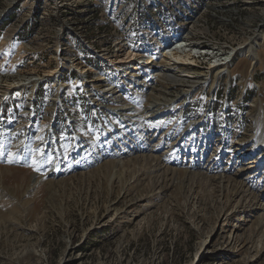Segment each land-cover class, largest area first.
<instances>
[{
	"label": "rangeland",
	"instance_id": "obj_1",
	"mask_svg": "<svg viewBox=\"0 0 264 264\" xmlns=\"http://www.w3.org/2000/svg\"><path fill=\"white\" fill-rule=\"evenodd\" d=\"M30 2L0 0V95L31 78L37 80L38 75L52 76L58 66L52 60L55 36L59 27H67V21L81 28L86 40L109 53L112 61L137 57L142 62L156 54L160 62L168 51L164 47L178 35L192 40L190 49L198 56L193 61L195 70L187 71L189 65L181 64L183 68L175 65L176 71L203 72L200 78H214L218 70L211 74V65L233 56L228 66L220 68H226L220 86L232 75L233 92L227 113L221 92L212 103L213 89L201 86L184 114L181 110L166 125L164 120H148L142 125V135L122 128L119 107L134 103L121 104L114 95L109 102L96 97L90 108L87 102L76 105L77 110L82 108L76 127L71 116L60 113L56 131L63 141L64 155L59 161L66 167L61 166L62 172L49 173L57 167L58 159L51 155L56 142L49 162H42L49 156L40 160L42 169L37 170L38 161L23 166L13 163L16 151L0 161V264H264V219L250 216L238 222L242 210L234 211L236 201L228 202L235 184L221 183L215 177L219 166L228 167L235 156L253 149L255 143L247 141L255 131V116L264 119V0H44L37 6ZM252 44L253 55L247 51ZM183 45L181 51L188 54ZM79 48L87 53L84 44ZM191 53L190 58L194 57ZM87 62L99 67L94 57ZM35 82L13 91L7 116L0 120V143L19 142L34 125L47 132L30 139L39 140L37 145L43 143L40 156L49 133L51 137L54 132L49 131V124L54 123L53 99L59 86L50 92L40 88L39 99L31 105ZM69 82L66 78L65 84ZM162 88L160 80L153 81L151 90L143 93L145 108L162 97L158 91ZM183 88L178 85L169 90L175 96L189 91ZM130 92L125 93L126 101ZM63 106H57V112H64ZM205 115L211 120L205 119L188 142L179 144V149L172 146L192 120L200 121ZM113 123L119 130L109 127ZM103 126L110 134L100 133ZM77 134L83 136L84 149L74 158L69 152ZM189 151H194L197 160L203 159L209 173L201 171L202 176L195 168L185 172L193 161ZM218 152L224 153L220 161ZM259 152L245 156L244 162ZM153 155L164 159L169 169H143L151 165ZM146 157L148 164L143 161ZM119 160L125 161L123 167L116 165ZM116 166L122 173L112 180ZM161 186L164 189L159 190ZM236 223L242 225L238 229L243 238L229 246Z\"/></svg>",
	"mask_w": 264,
	"mask_h": 264
},
{
	"label": "bare ground",
	"instance_id": "obj_2",
	"mask_svg": "<svg viewBox=\"0 0 264 264\" xmlns=\"http://www.w3.org/2000/svg\"><path fill=\"white\" fill-rule=\"evenodd\" d=\"M35 1L36 0H31L30 3L32 4ZM62 28H64V27H62ZM180 43H182V44H180ZM180 43L178 44L180 46L179 48H175V49L174 48L173 49L170 48V49H167L168 51L166 53H164V56L162 57L163 58L162 60H164L165 63H167V64H164V65L161 64V63L159 64L158 56H156V54H152V55L146 57L145 60L140 62L138 65L136 64V65H134L132 67H129V69L126 70V74L134 72L133 76L135 78H140V81L145 83V84H146V81L148 79L151 80L152 78H158L162 82V84L164 85V88L158 89V91H160V94H162V97L159 98L161 100H159V99H157L156 101L154 100L153 104H152L153 107L159 106L162 102L170 103V102H172L175 99L176 96H178L180 91H179V93H177V95L172 96L173 94H171V92L169 90L170 87H175V86H178V85L183 86L184 89H185V87H187L189 91H186L183 94H190V92H193L194 88L199 83V81L197 79L198 75L199 76L203 75L202 74L203 72L196 73L197 71L196 72L193 71L192 73L188 72V74H186V73H183V70H181L179 68H178L177 71L174 69L175 67H173V66L176 65V67L177 66L179 67V65H181V64L189 65L188 68H190V65L191 66L193 65V61L194 62L197 61L196 60V56H198V54H196V50H193V49L189 50L188 49L190 52L188 54H184L185 52L183 53L181 51V50H183L182 47L184 46L183 45L184 42H180ZM189 47H190V44H189ZM194 47H196V46H194ZM254 48H255V44H252L248 48L247 51L250 52V54L253 55L255 53ZM191 52L194 53L193 54L194 57H192V58H190V55L192 54ZM129 54H128V56H129ZM132 58H133V60H137L138 59L137 57L136 58L132 57ZM232 60H233V56H230V57L227 56V58L224 61H222V62L224 63V66H225V64L228 66L229 63ZM112 62H113V64L116 63L114 61H112ZM118 62H121V61L118 60ZM122 62L125 63V62H128V61H123L122 60ZM154 64H155V67H156L155 70H158L157 74L152 73L154 71ZM158 65H163V66L161 67V66H158ZM141 68L143 69L142 72L138 73L137 71L140 70ZM225 69L226 68L219 69L215 74L217 75V74H219L220 72H222ZM191 70H194V69L192 68ZM58 71L57 70H53L50 74L55 75L56 73H58ZM79 71H80V73L81 72L82 73L85 72V70H83L82 68L79 69ZM187 71H190V70H187ZM143 76H145L146 80L143 79ZM33 81L34 82L36 81L35 83H40V77L37 80L35 79ZM166 82L169 83L168 89H167V83ZM107 90H109V89H106L105 91H107ZM181 92H183V91H181ZM153 97H154V95H153ZM55 99H56L57 103H59V101H60L59 97H56ZM3 103H4V95H0V105H1L0 107H2V108H3V105H2ZM141 114L142 113H140V115ZM255 117H256V119L254 120L255 131H253L254 132L253 135L247 141V142L255 143V146L253 147V149L250 150V151H247L246 154H244V155H241V156L239 155L237 157L235 156V159H233V161L230 164V166L222 168V169L219 166L218 169H215V171L218 170V172L215 174V177H216L217 180H219V182L226 183L227 185L230 184V183H232L233 185L235 184V187L233 188V191H232V194H231L232 196L229 198L228 202L236 201L235 205L233 207V210L234 211H237L239 209L242 210L240 215H239V217L237 218L238 222L240 221V219L242 220V222H245L246 217H250V216H253V217L256 216V218L258 220L259 219H264V119L261 118V117L258 118L257 115ZM199 123H200V121L192 122V124L185 129L183 136L186 137L185 133L193 132L197 128ZM102 131L106 133V131L108 132L109 130L106 128L105 130H101V132ZM51 137H54V136L52 135ZM183 139L184 138L178 139L177 141H179V143L175 142L174 145H179L180 141L183 140ZM238 144L240 146V142H238ZM75 147H76L75 149H79V150H81L82 147L84 148V143L82 141V137L81 138L77 137L75 139ZM92 147H94V146H92ZM75 149L73 150V152H75ZM257 150H260V152L257 155H255L253 158H251L250 162H247V163L244 162V159L246 158L245 156L253 154ZM149 151H153V150L151 149ZM229 153H230V151H229ZM187 154L188 155L191 154L192 158H193L192 159L193 161L186 165V167L189 168V170L185 169V172L187 174H188V172H192V170H191L192 168L193 169L195 168L194 171H197V174L199 173L202 176H204V175L202 173H200L201 171H204L205 174L209 173L208 171H210V170H206V168L203 166L204 165L203 159L202 160H197L194 157V151H192V152L189 151V152H187ZM72 155L75 156L74 154H72ZM160 156H162V155H160ZM150 157H151V161H152V162L150 161L151 165L149 167L146 166L143 169H145V170L146 169H150L151 170L154 167L156 172L157 171L159 172L163 168H167L166 164H164L163 161H162L164 159H162L158 155H153V156H150ZM152 157H154V158H152ZM209 157H210V155H209ZM223 157H224V153H222V152H218L216 154V158L219 159V161L222 160ZM147 158L148 157H146L143 160V161L146 162V164L149 163V162H147ZM75 164L76 163L74 162L73 163L74 167L75 166L77 167V164L76 165ZM124 164H125L124 160L123 161H120V160L116 161V165L117 166L123 167ZM61 166L62 165H60L56 169H53L50 172V174H59L60 172H62L63 170H61ZM117 166H116L117 169L111 175V179L112 180L117 178V177H119V175L122 173V171H118V167ZM70 167H72V165H70ZM167 169H169V168H167ZM234 169H235V172H233ZM194 176H196V175H194ZM158 177H159V175H158ZM159 181H161V180H159ZM162 189H164L163 186H161L159 190H162ZM192 198H193V196L189 194L188 195V199L191 200ZM223 208H224V206H222L221 209L223 210ZM260 211H263V213H261ZM243 213H246V215H244ZM239 225H238V223H236L235 226H234L235 228L233 227L235 232H233L232 241L229 240V242H228L229 246L234 241H237V243H238L240 241V239L243 238L242 234L239 233V229H238V228H241L242 225L241 224H239ZM244 241H245V239H244Z\"/></svg>",
	"mask_w": 264,
	"mask_h": 264
},
{
	"label": "built area",
	"instance_id": "obj_3",
	"mask_svg": "<svg viewBox=\"0 0 264 264\" xmlns=\"http://www.w3.org/2000/svg\"><path fill=\"white\" fill-rule=\"evenodd\" d=\"M42 1H44V0H38V1L34 2L33 4H35V6H37ZM33 16H34V13H32L31 17H29L30 19L32 18L31 21H33V19H34ZM57 17H58V15H57ZM66 26L67 27L65 29L62 28V26H61V28L59 27V31L55 36L56 46L53 47V50H52V52H53L52 53V57H53L52 60H54L55 63L58 64V66L54 68V70H57V71L59 70L58 71L59 74L56 73V75H58L57 77L60 79H64L66 77L72 81L73 80L72 79V74H73L72 71H76L75 69H77V67L78 68L84 67V70L87 71L89 69L88 71H93V73L94 72L96 73V71L94 69L86 66L84 63V56L81 54V51L79 50V45H82V44H84L86 46V48H88V50L90 51L91 54H95L96 56H98V58L102 59V61L105 62L103 64V66H104L105 72L107 73V71H109V69L111 67H113L111 61H109L108 64H106V59L109 58V53L100 52V50H98L96 48L97 45L95 46V44H91L89 40L87 41L85 38V34H83L81 31V28H75V26H73L68 21H67ZM184 37H185V39H183L184 40L183 42L186 43L185 46H187V48H190V47H188V45L190 44V46H192L193 43H190L192 40L191 39L188 40V38H186V36H184ZM117 44H119V42H117ZM49 57H51V56H49ZM120 59L121 58L118 57V60H120ZM118 60H114L117 63V65L120 64V62H118ZM173 67H175V66H173ZM180 67L183 68V66H181V65H180ZM77 73H78L77 74L78 78L75 82L80 81V80H83V82H84L82 75L79 72H77ZM38 77H40V79H43V80H48L51 76H46L45 74H43L42 76L38 75ZM96 77H98V76L94 75V79ZM58 78H57L56 82H58ZM118 82H122V80L118 79ZM58 84H59V86L61 85L60 82ZM63 84L66 85L65 81L63 82ZM100 84L103 85L106 89L113 88V85L109 84V82H107V81L100 83ZM118 85H119L118 89H120L121 85L120 84H118ZM19 86H21V85L19 84ZM148 87H149V89H147V91H150L152 84ZM140 88L141 89H139V92H141V91L143 93L146 92V90H143L144 88H142V87H140ZM146 88H147V86H146ZM70 95H72L69 97L71 99V101H70L71 103H73V101H75V99L79 97V94L76 92H70ZM183 95L184 94H180V95L176 96L175 99L170 103L162 102L156 108L159 109V108H163V107H168L170 104H172L173 102H176L179 99V97H181ZM151 107H152V109L155 108L152 105H151Z\"/></svg>",
	"mask_w": 264,
	"mask_h": 264
}]
</instances>
